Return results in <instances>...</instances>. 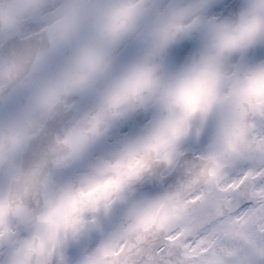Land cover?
<instances>
[{
  "label": "snow or ice",
  "instance_id": "obj_1",
  "mask_svg": "<svg viewBox=\"0 0 264 264\" xmlns=\"http://www.w3.org/2000/svg\"><path fill=\"white\" fill-rule=\"evenodd\" d=\"M212 6L213 0L163 7L157 0H62L45 29L49 47L37 53L23 82L0 95V153L19 148L35 127L48 136L56 167L84 158L140 110L158 114L112 146L67 193L104 215L125 203L124 218L104 231L84 264H264V158L201 189L163 223L154 220L166 197L132 198L158 166L174 162L184 126L178 109L222 75L230 58L243 62L249 49L264 46V0H248L232 22L209 19ZM193 33L202 35V48L186 56L183 42ZM132 41L139 53L117 67L119 50ZM17 70L0 64V90ZM234 75L264 81V63L237 66ZM25 100L19 120L11 113ZM245 172L251 175L237 188Z\"/></svg>",
  "mask_w": 264,
  "mask_h": 264
},
{
  "label": "flooded vegetation",
  "instance_id": "obj_2",
  "mask_svg": "<svg viewBox=\"0 0 264 264\" xmlns=\"http://www.w3.org/2000/svg\"><path fill=\"white\" fill-rule=\"evenodd\" d=\"M61 2L62 0H14L1 6L0 45L13 37L26 40L36 36L38 41L45 37L48 42L46 48L49 47L48 33L45 29L55 23L57 6ZM157 2L163 7L172 0ZM243 9L239 8V14ZM206 16L211 19V7L207 10ZM183 46L187 49L186 56L197 54L202 48V35L193 33L183 42ZM138 53V44L135 41L129 42L119 50L117 67ZM254 55L255 48L247 59H253ZM34 62L35 60L33 64ZM234 62L238 65L227 64L222 75L201 87L187 101L186 106L178 110V118L183 121L184 126L174 144V162L170 166L168 164L158 166L156 176L137 185L133 199L165 197L160 188L164 180L160 177L167 173L165 172L167 168L173 167L183 153L193 154L204 164L213 163L209 170V179L202 188L188 195L189 201H193L201 189L219 184L231 174H238L244 166L253 161L259 163L260 159L264 158V135L260 134L261 128L264 127V110L261 113L257 97L259 81L243 76L242 82L245 86L238 87L235 84L234 73L237 66L243 64L238 55L235 56ZM243 66L254 68L258 66V62L252 61ZM175 67L177 66H173V70ZM30 70L11 90L25 80ZM26 105L25 100L16 106L11 115L24 120ZM242 109L245 110L244 114L240 113ZM144 114L151 116L146 127L150 126L158 115L155 109L140 110L134 114L132 120ZM128 122H123L120 129ZM38 131L31 127L27 135L31 138L37 135ZM28 139L19 148H13L0 155V158L8 155L12 161V167L9 163L0 162L1 188L5 182L17 177L18 167L15 168V160L17 157L20 158ZM106 143L107 141L94 146L84 158L67 167H56L51 163V168L42 182L43 206L33 226L21 227L17 220L4 219L0 212V264H24V257L28 251L33 254L32 264H84V261L93 254L104 231L112 229L124 218L125 203L119 202L110 214L104 215L101 212H93L86 201L70 199L65 203L64 198L68 197L67 190L78 186L81 178L90 172L94 164L101 157L108 155L111 149L104 148ZM181 146L185 148L182 152ZM195 162L191 161V164ZM203 168L205 169V165ZM250 175L249 172H245L238 182L234 181L235 186L238 188ZM182 205V202L169 204L165 199L154 223H163L169 212L179 209ZM77 209L81 210L74 214Z\"/></svg>",
  "mask_w": 264,
  "mask_h": 264
},
{
  "label": "water",
  "instance_id": "obj_3",
  "mask_svg": "<svg viewBox=\"0 0 264 264\" xmlns=\"http://www.w3.org/2000/svg\"><path fill=\"white\" fill-rule=\"evenodd\" d=\"M4 2H7V0H0V4H2ZM235 3H236V1H234L233 5H231V9H229V11H228V13H230V16H232L233 19H234V14H235V9H236ZM219 21H221V18H220ZM1 94H2V90H0V95ZM30 153H31V149H29V154ZM182 168H184V166L180 167V169H182ZM30 176H31V178H36L35 174H31ZM186 178L188 179V177H186ZM185 182L187 183V181H185ZM188 183H189V181H188ZM184 184H185L184 182H182V183L180 182L179 183L180 187H179L178 190L180 191V193L183 192L188 186H190V185H187V186L183 187ZM35 187H37V189H38V191L36 193L38 195V193L40 191V185H38L36 183ZM13 195H14V184H12L10 186V190H9V195H8V214L11 217H15V218L21 220L20 221L21 224L25 225L27 223H26V220L24 218L29 219V220L35 218V214H36V212L38 211V208H39V195L35 199L32 198V200L29 202V207H28V210H27V213H26L25 216L20 214L18 211L16 212V210L18 208L17 203H16L17 200L14 199Z\"/></svg>",
  "mask_w": 264,
  "mask_h": 264
},
{
  "label": "clouds",
  "instance_id": "obj_4",
  "mask_svg": "<svg viewBox=\"0 0 264 264\" xmlns=\"http://www.w3.org/2000/svg\"><path fill=\"white\" fill-rule=\"evenodd\" d=\"M242 4H244V0H236L235 6L239 8ZM151 116L150 114H144L134 120L129 121L124 127L118 130V132L111 137L106 145L105 149H111L112 146L118 144V142L124 137L134 136L138 134L141 130H143L146 125L150 122ZM126 133V134H122Z\"/></svg>",
  "mask_w": 264,
  "mask_h": 264
},
{
  "label": "rangeland",
  "instance_id": "obj_5",
  "mask_svg": "<svg viewBox=\"0 0 264 264\" xmlns=\"http://www.w3.org/2000/svg\"><path fill=\"white\" fill-rule=\"evenodd\" d=\"M229 1L230 0H213L215 6H212L211 17H216L218 12L221 9V6H224ZM247 3H248V0H244L243 8L247 5ZM255 49H257L255 59L258 60V62L260 64L263 62L260 59L264 58V46L257 45V46H255ZM231 60H232V58H230L228 64L231 63ZM249 61H251V60H249ZM258 98L260 100L261 109H264V81H259ZM3 195H4V190H3ZM5 207H6V202L4 200L1 202L2 210H5Z\"/></svg>",
  "mask_w": 264,
  "mask_h": 264
}]
</instances>
